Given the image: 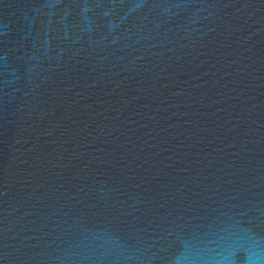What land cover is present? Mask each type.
I'll list each match as a JSON object with an SVG mask.
<instances>
[{
	"label": "water",
	"instance_id": "obj_1",
	"mask_svg": "<svg viewBox=\"0 0 264 264\" xmlns=\"http://www.w3.org/2000/svg\"><path fill=\"white\" fill-rule=\"evenodd\" d=\"M0 264H264V0H0Z\"/></svg>",
	"mask_w": 264,
	"mask_h": 264
}]
</instances>
